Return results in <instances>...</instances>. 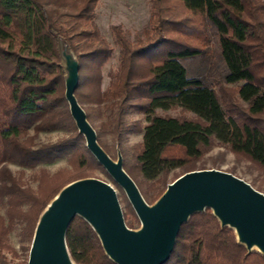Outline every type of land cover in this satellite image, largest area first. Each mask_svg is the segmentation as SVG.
<instances>
[{
    "label": "trees",
    "instance_id": "obj_1",
    "mask_svg": "<svg viewBox=\"0 0 264 264\" xmlns=\"http://www.w3.org/2000/svg\"><path fill=\"white\" fill-rule=\"evenodd\" d=\"M99 1L0 0V264H9L7 253L18 256L10 244L17 229L21 242L29 243L23 249L30 250L41 214L66 185L97 170L111 179L71 117L60 39L79 62L78 103L93 105L92 113L106 109L102 128L115 141L135 133L125 120L130 111L145 115L135 162L123 167L149 205L165 192L172 173L180 170L174 182L197 170L215 143L264 172V0H150L145 41L132 44L121 26L112 27L120 69L105 90L102 69L113 49L94 22ZM213 37L226 73L189 77L183 61L211 57ZM176 109L192 116L157 113ZM87 119L91 124L94 118ZM57 131L67 136L36 142L40 134ZM99 133V145L111 156ZM61 160L67 161L64 169L45 168ZM9 164L21 168L18 174ZM26 171L33 173L35 188ZM256 190L264 194V180ZM128 210L124 220L133 217L138 224ZM126 225L137 229L132 221ZM66 244L75 264H114L79 217L67 230ZM165 264H264V256L248 253L234 230L222 228L207 209L181 227Z\"/></svg>",
    "mask_w": 264,
    "mask_h": 264
},
{
    "label": "water",
    "instance_id": "obj_2",
    "mask_svg": "<svg viewBox=\"0 0 264 264\" xmlns=\"http://www.w3.org/2000/svg\"><path fill=\"white\" fill-rule=\"evenodd\" d=\"M59 51L71 117L88 151L124 191L140 228L133 230L126 225L117 192L110 184L95 178L80 179L61 189L41 214L28 264H75L66 234L76 217L89 224L114 264H165L181 227L207 209L222 228L234 230L248 253L256 251L264 256V194L230 173L213 169L188 172L149 205L124 170L122 156L113 160L99 145L96 131L75 97L79 62L64 39H60Z\"/></svg>",
    "mask_w": 264,
    "mask_h": 264
},
{
    "label": "rangeland",
    "instance_id": "obj_3",
    "mask_svg": "<svg viewBox=\"0 0 264 264\" xmlns=\"http://www.w3.org/2000/svg\"><path fill=\"white\" fill-rule=\"evenodd\" d=\"M151 2L150 0H100L95 10L94 22L98 27L102 37L111 45L113 53L111 59L103 67V83L102 89L111 82L114 76L118 75L120 69V47L116 43L115 35L112 31L113 26H121L124 35L132 43L136 44L137 41H145L146 36L144 30L149 28V21L151 19ZM213 46L211 48V57H193L183 61V65L188 71L189 77H207L211 75H222L225 74L227 69L225 63L219 57V46L217 39L212 38ZM73 53V52H72ZM75 56V55H74ZM63 62V61H62ZM235 86H227V88L233 89ZM85 111L86 115H92L93 121L91 122L92 127H95V131H102L99 133L102 142L109 148L113 160H117L120 154L123 159V164H134L135 151L138 145L141 144L143 133L141 129L146 125L145 115L138 114L130 111L125 117L128 126H136L135 133L126 134L123 136L121 143L115 141L113 135L108 133V128H102V125L107 122V112L104 107L101 110L92 113L90 110L94 107L91 104L83 103L80 105ZM159 115H167L171 117H191V114L184 113L180 109L162 111L157 110ZM67 136L64 131H57L52 133H42L37 138V143H53ZM120 144V146H119ZM121 147V149H120ZM123 152V155L121 153ZM110 156V157H111ZM197 170H219L230 173L256 189L264 180V172L256 165L251 164L249 161L237 158L227 148L223 147L219 143H215L212 149L207 152L204 157L197 162ZM67 167V161L61 160L53 165L45 166L51 173H55L59 170ZM8 168L14 173L18 174L21 170L16 165H8ZM90 177L110 184L117 192V196L123 211V214L128 213V207H131L124 191L109 177L105 175L101 170H97L91 173ZM174 175H180V170H176L169 177L170 184L173 182ZM85 179V178H83ZM25 180L32 187H36V183L33 181V173L26 171ZM133 210V209H132ZM0 212L4 215V209L0 206ZM136 216V214H135ZM133 217L127 218L125 223L129 221L136 224V228H140V222L132 219ZM137 218V216H136ZM138 219V218H137ZM133 229V230H137ZM19 229H17L10 236V244L16 250L18 256L13 257L12 254L7 253L6 258L9 264H28L29 251H26L25 247L29 246V243H22L19 236Z\"/></svg>",
    "mask_w": 264,
    "mask_h": 264
},
{
    "label": "bare ground",
    "instance_id": "obj_4",
    "mask_svg": "<svg viewBox=\"0 0 264 264\" xmlns=\"http://www.w3.org/2000/svg\"><path fill=\"white\" fill-rule=\"evenodd\" d=\"M64 47V45H62Z\"/></svg>",
    "mask_w": 264,
    "mask_h": 264
}]
</instances>
